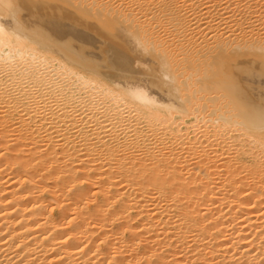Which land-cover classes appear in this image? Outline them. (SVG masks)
<instances>
[{
	"label": "bare ground",
	"instance_id": "obj_1",
	"mask_svg": "<svg viewBox=\"0 0 264 264\" xmlns=\"http://www.w3.org/2000/svg\"><path fill=\"white\" fill-rule=\"evenodd\" d=\"M257 3L264 0H0V264H264V130L258 135L259 124L231 107L224 109L231 113L208 116L197 113L195 105L190 108L188 98L179 94L180 88L189 94V88L182 80L185 88L179 87L168 51L156 46L165 36L167 41L179 38L178 43L189 40L195 48L202 34L219 50L205 53L203 47L196 54L206 59L212 50L209 59L216 65L233 61L242 39L244 45L260 44L254 26L264 24V6ZM92 11L100 20L89 17ZM97 25L122 33L120 39L137 54L160 62V69H167L161 70L163 86L136 74L107 82L84 61L85 66L75 61L85 60L86 54L63 42L59 29L94 33ZM234 32L241 36L239 44ZM106 40L103 53L128 59L118 40ZM247 58L252 57H242ZM250 62L254 75L264 79V60ZM141 125L177 140L209 134L222 145L236 135L230 138L249 147L242 153L253 164L235 165L242 149L234 148V161L227 143L228 149H214L220 153L215 159L225 157L217 165L225 167L221 175L215 165L221 161L206 158L210 150L202 146L197 148L208 155L193 153V138H184L192 142H183L190 148L182 152L193 150L187 156L189 151L183 157L178 149L163 154L165 148L148 141L150 131L144 139L157 149H149L144 133L133 139ZM221 150L231 151L232 159Z\"/></svg>",
	"mask_w": 264,
	"mask_h": 264
},
{
	"label": "rangeland",
	"instance_id": "obj_2",
	"mask_svg": "<svg viewBox=\"0 0 264 264\" xmlns=\"http://www.w3.org/2000/svg\"><path fill=\"white\" fill-rule=\"evenodd\" d=\"M259 0H256V2H258ZM262 1V0H261ZM253 3H255V2H253ZM257 4H260V3H257ZM260 5H263L264 6V3L263 4H260ZM260 5H258L257 6V11H258V9L260 8V11H261V7H259ZM262 6V7H263ZM259 7V8H258ZM263 10H264V8H262ZM93 12V11H92ZM92 12H86L85 14L87 15H90ZM259 12V11H258ZM263 13H257V15L259 16V14H260V16L262 17V15L264 14V11H262ZM97 13V11H94L89 17H91V19H94V20H100V17L96 14ZM94 15H95V17H94ZM80 16V15H79ZM82 16V15H81ZM97 16V17H96ZM83 17V16H82ZM263 18H264V16H263ZM102 20V19H101ZM262 21H264V19L263 20H261V23H262ZM99 22V21H98ZM258 22H260V21H258ZM47 24H48V26H51V27H53L54 26V23L53 22H47ZM256 24V23H255ZM63 25H67V23L65 24H63ZM69 25V24H68ZM91 25H92V23H91ZM258 25H259V28L257 27V24H256V26H254V28L256 27V29H258V30H260L259 31V33L258 34H260L261 36H259V38H263V35H262V33H263V31H264V24L262 23V24H260V23H258ZM102 25H100V27L97 25L96 26V29L98 28V30H99V32H83V31H79V33H74V32H71V30L68 28H62V29H59L60 30V33H63L64 34V36H65V40L63 41V42H65V43H67V44H74L75 45V47H77V49L79 48V49H81V50H83L84 51V53L86 54V58H85V60L84 59H82V58H78V60H76V59H74V58H72V59H74L75 61H77V62H79L80 61V63L82 64V65H84V63H85V65H86V67H88V68H90V66H91V69H93V70H95L100 76H102V78H104V79H107L106 81L107 82H109L111 79H117V78H125L127 75H128V78H137V76L139 77V78H143V76L145 77V78H148V77H150V78H148L149 80H151V82H155V84H158V85H161V86H163V84H162V76L161 75H163V73H162V71H164L165 73H166V71H167V69H160V68H162V65L160 66V62H158V64L155 62V61H153V60H148L147 61V59L141 54H137V52L138 53H140L139 51H137V50H133L132 48H131V45L130 44H128L127 42H125L124 40H121V39H123L124 38V36H121V34L122 33H116L115 31H112V30H110V29H107L106 28V26H102ZM103 27H105V29H103ZM261 27H263L262 28V30L260 29ZM253 28V29H254ZM255 29V32L256 31H258V30H256ZM97 30V31H98ZM70 31V32H69ZM81 32V33H80ZM100 32H102V33H100ZM262 32V33H261ZM107 33V34H106ZM111 35H110V34ZM116 33V34H115ZM237 33V32H236ZM71 34V35H70ZM98 34V35H97ZM113 34L115 35V36H113ZM235 36H234V35ZM233 34H231V35H233L234 37H232L233 39H235V37L238 35L239 36V33H237V35L235 34V32L233 33ZM256 34V33H255ZM84 35V36H83ZM87 35V36H86ZM96 35V36H95ZM117 35V36H116ZM201 35V36H200ZM199 35V37H196V40H202L203 42H201V41H198L197 42V46L195 45V48H194V46L191 44V42L188 40V41H186L185 40V42L187 43V44H185V42H184V40H182L183 42H179L178 43V41H181L179 38V40L176 38V40H178V41H176L175 39H172L173 40V42L178 46H182V48L183 47H185V49H186V51H184L185 49L183 48L182 50L180 49V47L178 46V47H176V45L173 43L172 44V40H166V39H168L169 37H165V36H163V37H161V39H162V42H161V39H159L158 40V43H156V46H162V45H164V46H162L163 48H160V49H162L161 50V52H165V50H166V53H167V51H168V53H167V58H170V64H171V67L174 69L173 71L175 72H173L172 71V73H173V75H174V77H176L175 78V80H178V81H180L179 83H181V80L182 81H185V84H184V82L183 83H181L180 84V86L179 87H184L185 88V86L186 87H188L189 88V94H185V93H187L188 91H187V89L186 90H184L183 88H180L181 90H179V94L181 95V93H180V91L184 94H182L183 95V97H185V98H183L182 96H181V100L183 101L184 99L185 100H187V98H188V102L187 101H185V102H187L190 106L192 105L193 107H190V108H195V107H197V108H195L194 110H196V111H198L197 113H200L199 112V110H201V115H207V114H211L212 115V113L213 114H215V112H216V114H218V113H223V112H221L222 110L223 111H229L230 113H231V111H233V113H235V114H237V115H240V116H246V117H248V118H250L251 117V119L253 118L252 117V115H251V113H253V112H259L262 108H264V81H262L261 79H263L262 78V76H255L254 75V71H253V69H254V67L253 66H251L250 64H251V62H250V60L252 61V62H255V61H257V60H264V42L262 43V41H261V39L259 40L260 41V44H263V45H260L259 44V42H258V44H255L254 42V44H255V46L253 45V43H249V42H247V43H249V44H247V43H245V45H247V46H245L244 44H242V42H243V40H244V42L246 41V39H242V41H241V36H239V38L238 39H235V41L236 42H238V44H239V42H240V48H237V51H236V49H234L235 50V55H236V57L233 59V61H230V62H226L225 60L223 61V62H221V63H219L218 65H216V64H212L211 63V61L212 60H210L209 59V57L210 56H212L213 55V52L215 53V50H214V48L216 49H218V44L216 45V44H214L212 41H210V39L207 37V36H205V37H207V38H205V39H202V34H200ZM95 36V37H94ZM105 36V37H104ZM248 37H249V35H247ZM257 36V35H256ZM102 37V38H101ZM109 37H111V39L114 41V39L115 40H118L119 42H117V41H115L117 44H119V45H121L122 46V48L124 49V54H125V57H128V59L126 58V60H121V58H117L116 56H109V55H107V53H103L104 52V49H105V45H106V39L107 38H109ZM82 38V39H81ZM97 38V39H96ZM106 38V39H105ZM121 38V39H120ZM165 38V39H164ZM201 38V39H200ZM258 38V39H259ZM78 39V40H77ZM80 39H81V41H80ZM85 39V40H84ZM164 39V40H163ZM248 39V38H247ZM250 39V38H249ZM248 39V40H249ZM257 39V40H258ZM99 40V41H98ZM175 40V41H174ZM205 40H207V42H208V44H206L204 41ZM239 40V41H238ZM247 40V41H248ZM84 41V42H83ZM104 41V42H103ZM168 42L166 45H165V43L166 42ZM170 41V42H169ZM232 41H234V40H232ZM263 41H264V38H263ZM96 42V43H95ZM225 42V44H229V43H231L230 41L228 42V41H224ZM227 42V43H226ZM235 42V43H236ZM243 42V43H244ZM93 43H95V44H93ZM105 43V44H104ZM124 43H126V45H124ZM161 43H163V44H161ZM171 45H170V44ZM199 43H203L202 45H200V46H198L199 45ZM93 44V45H92ZM101 44V45H100ZM172 46V48H170V46ZM183 44V45H182ZM189 44H191L190 46H189ZM213 44V46H211ZM224 44V43H223ZM129 45V46H128ZM174 45V46H173ZM189 47H188V46ZM221 45H222V43H221ZM234 45H236V44H234ZM233 45V47H231V50H233V48H235V46ZM258 45V46H257ZM95 48H94V47ZM166 46H169V47H166ZM202 46V47H201ZM242 46V47H241ZM246 48H245V47ZM101 47V48H100ZM166 47V48H165ZM175 47H176V49H175ZM187 47V48H186ZM196 47H198V48H196ZM200 47V48H199ZM203 47H205V48H203ZM210 47H212V48H210ZM250 47V48H249ZM256 48V47H258V48H256V49H253V48ZM260 47V48H259ZM262 47H263V51L261 52L260 51V49H262ZM85 48V49H84ZM90 48H92V49H90ZM127 48V49H126ZM165 48V49H164ZM179 48V49H178ZM189 48V49H188ZM192 48V49H191ZM193 48H194V50H193ZM201 48H203V49H207L208 48V50H206L205 51V53L206 52H209L210 51V49H212L213 50V52H212V50H211V54H209V53H207V55L205 54V58L207 59H204L201 55H198V54H196V52L195 51H197V50H199V49H201ZM221 48V47H220ZM243 49V51H242V49ZM249 48V49H248ZM101 49V50H100ZM173 49V51H171ZM188 49V50H187ZM239 49V50H238ZM252 49H253V51H252ZM97 50V51H96ZM129 50V51H128ZM158 50H159V48H158ZM178 50V51H177ZM180 50V51H179ZM192 50V51H191ZM219 50V49H218ZM218 50H216V51H218ZM230 50V49H229ZM230 50V51H231ZM250 50V51H249ZM92 53H91V52ZM182 51V52H181ZM188 51V52H187ZM195 52V54L194 53H192V52ZM90 52V53H89ZM184 52V53H183ZM186 52H187V54H186ZM192 54H191V53ZM259 52V53H258ZM70 53H72L73 55L75 54L74 52H70ZM188 53H189V55L191 54V56H189L188 55ZM240 53V54H239ZM246 53H248V55H246ZM254 53H256V54H254ZM72 54H70V55H72ZM92 56H91V55ZM94 54H96V55H94ZM106 54V55H105ZM170 54V55H169ZM184 54V55H183ZM203 54H204V52H203ZM253 54V55H252ZM187 55H188V57H187ZM194 55V56H193ZM195 55L197 56H199V57H202V59H199L198 60V56L195 58ZM210 55V56H209ZM215 55V54H214ZM241 55V56H240ZM244 55L245 56H250V57H252V58H250V60L247 58V59H242V57H244ZM256 55H258L257 57H256ZM260 55V56H259ZM94 57V58H93ZM111 57V58H110ZM187 57V58H186ZM190 57H192V58H190ZM208 57V58H207ZM238 57H240L239 59H238ZM263 57V58H262ZM145 58V59H144ZM194 58V59H193ZM101 59V60H100ZM106 59V60H105ZM116 59V60H115ZM187 59H188V61H187ZM192 60V61H190V60ZM209 59V60H208ZM88 60L90 61V62H88ZM129 60V61H128ZM138 60L140 61V62H138ZM238 60V61H237ZM240 60V61H239ZM243 60V61H242ZM245 60V61H244ZM247 60H249V61H247ZM83 61H84V63H83ZM113 61H114V63H119V64H117V66H116V64H114L113 63ZM120 61H123V62H120ZM134 61V62H133ZM152 61V62H151ZM185 61V62H184ZM194 61H196V66H195V64H194ZM200 63H199V62ZM206 62V61H208L207 63L209 64V66H206L207 65V63H205V64H203V62ZM93 62H94V64H93ZM106 62V63H105ZM198 62V63H197ZM249 62V63H248ZM99 63H100V65H99ZM105 63V64H104ZM128 63H129V65H128ZM137 65H136V64ZM173 63V64H172ZM147 64V65H146ZM193 64H194V66H193ZM201 64H203V66L201 65ZM211 64V65H210ZM221 64V65H220ZM225 64V65H224ZM84 65V66H85ZM89 65V66H88ZM93 65H95L94 67H93ZM107 65H108V67H107ZM156 65H158L159 67H157ZM193 66V67H191V66ZM198 65V66H197ZM97 66V67H96ZM101 66V67H100ZM126 66V67H125ZM149 66V67H148ZM178 66V67H177ZM190 66V67H189ZM201 66V67H200ZM241 66V67H240ZM244 66V67H243ZM122 67V68H121ZM157 68V70H156V68ZM203 67V68H202ZM209 67V68H208ZM231 67V68H230ZM105 68V69H104ZM108 68V69H107ZM130 68V69H129ZM138 68H139V70H138ZM155 68V69H154ZM224 68V69H223ZM227 69V71H226V69ZM232 68L234 69V70H232ZM250 70H249V69ZM99 69V70H98ZM128 69V70H127ZM137 69V70H136ZM145 69H146V71H145ZM148 69V70H147ZM159 69V70H158ZM182 69V70H181ZM213 69H214V71H213ZM231 69V70H230ZM243 69H244V71H243ZM121 70V71H120ZM126 72H125V71ZM131 70V71H130ZM142 70V71H141ZM160 74H158V73H156V71ZM162 70V71H161ZM166 70V71H165ZM199 70V71H198ZM201 70V71H200ZM203 70V71H202ZM224 70V71H223ZM159 71H161V72H159ZM210 71V72H209ZM237 71V72H236ZM132 72V73H131ZM133 72H135V73H133ZM181 72V73H180ZM186 72V73H185ZM213 72V73H212ZM246 72V73H245ZM102 73H104V75L102 74ZM112 73V74H111ZM128 73V74H127ZM142 73V74H141ZM217 73V74H216ZM245 73V74H244ZM253 73V74H252ZM124 74H125V76H124ZM137 76H136V75ZM177 74V75H176ZM179 74H180V76H179ZM216 74V75H215ZM242 74V75H241ZM115 75V76H114ZM117 75H118V77H117ZM120 75V76H119ZM130 75V76H129ZM186 77H185V76ZM201 75V76H200ZM250 75V76H249ZM105 76V77H104ZM147 76V77H146ZM206 76V77H205ZM215 76H218V77H220V80H218L217 81V79H216V81H215V78L213 79L212 77H215ZM254 76L255 77H258L257 78V80H256V78L254 79ZM112 77V78H111ZM178 77V78H177ZM202 77V82L200 81V78ZM217 77V78H218ZM244 77V78H243ZM127 78V77H126ZM186 78H188V79H186ZM191 78V79H190ZM210 80H209V79ZM110 79V80H109ZM208 79V81H205V80H207ZM222 79H224V80H222ZM161 80V81H160ZM192 80L194 81V83H192ZM204 80V81H203ZM246 80V81H245ZM264 80V79H263ZM188 81V83H192L191 85L190 84H188V83H186ZM242 81V82H241ZM260 81H262V82H260ZM161 82V83H160ZM214 82L216 83V85L214 84ZM220 82V83H219ZM177 83V82H176ZM179 83H177L176 85H179ZM199 83V84H198ZM208 83H210V84H208ZM187 84H188V86H187ZM195 86H194V85ZM243 84V85H242ZM256 84V85H255ZM262 85V86H260V85ZM183 85H185V86H183ZM190 85V86H189ZM206 85H207V87H206ZM213 85V86H212ZM254 85H255V88H254ZM239 86V87H238ZM170 87V86H169ZM191 87V88H190ZM192 87H193V89H192ZM195 87V88H194ZM258 87V88H257ZM260 87V88H259ZM200 89V90H199ZM255 89V90H254ZM259 89H260V91H259ZM263 89V90H262ZM184 90V91H183ZM214 90V91H213ZM256 90H257V92H256ZM211 92V93H210ZM214 92V93H213ZM218 92V93H217ZM260 92V93H259ZM263 92V95L262 96H260V94ZM193 93V94H192ZM220 93V94H219ZM222 93V94H221ZM228 93V94H227ZM255 93H257L256 94V96H255ZM205 94V95H204ZM253 94V95H252ZM180 95H179V97H180ZM230 95V96H229ZM245 95V96H244ZM190 96V97H189ZM192 97V98H191ZM195 97V98H194ZM211 97V98H210ZM214 97V98H213ZM227 97V98H226ZM257 97H258V99H257ZM260 97H261V99H260ZM194 98V99H193ZM212 98H213V100H212ZM206 100V101H205ZM215 100V101H214ZM246 100V101H245ZM259 100V101H258ZM262 100V101H261ZM49 101V100H48ZM191 101V104L189 103ZM218 101V102H217ZM184 102V103H185ZM206 102V103H205ZM224 102V103H223ZM229 102H231V103H229ZM210 103V104H209ZM230 104V105H229ZM231 104H234L233 106L231 105ZM194 105H195V107H194ZM199 105V106H198ZM203 105H204V109H203ZM208 105V106H207ZM224 105V106H223ZM213 106V107H212ZM208 107V108H207ZM221 107V108H220ZM229 108V107H231V108H236L237 107V109H231L230 108V110L229 109H227V110H224V109H226V108ZM259 107H260V109H259ZM218 108V109H217ZM208 109V110H207ZM214 109H217V110H214ZM219 109H220V111H219ZM256 109H258L257 111H256ZM203 110V111H202ZM214 110V111H213ZM237 110H239V111H237ZM205 111V112H204ZM211 111V112H210ZM234 111H237V112H234ZM242 111H244V112H242ZM218 112V113H217ZM205 113V114H204ZM232 113V114H233ZM245 113H246V115H245ZM244 114V115H243ZM208 116V115H207ZM253 120V119H252ZM143 127V128H142ZM145 126L144 125H141V128H140V126L137 128V130H141V131H136V132H134L135 133V135L136 136H134V138H133V136H131V135H134V134H129L130 136L129 137H127V139L129 140V139H136V137L138 136V135H142L141 133H144V135L145 134H147L146 132H149L150 130H148V129H145L144 128ZM133 129H135V128H133ZM143 129H144V131H143ZM263 130L264 129H259V130H257V133L259 132L260 133V131H262L263 132ZM129 131H132L133 132V130H129ZM138 132V133H137ZM153 132V131H152ZM151 131L149 132L150 133V135L152 134H155V135H157L156 136V138L154 137L155 135H151V137H152V139L155 141L154 142V144H153V140L151 139V138H149L150 137V135H149V133L147 134V137H148V135H149V137L147 138L146 137V135L144 136V135H142L143 137V140H145L146 138L147 139H150V140H148L150 143H151V141H152V145L149 143V142H147L146 140L144 141L145 143H146V145L147 146H155V145H157V148H160V147H163V148H160V149H164L165 148V150H163L164 152H163V154L165 153V154H167V153H169L170 152V149H174V150H176V151H178V150H181V155L183 156V157H185V156H187L188 155V153L190 154V153H192L193 152V150H191V149H189V150H191L192 152H190L189 150H185V151H189V152H187L186 153V155L184 156V152H182V150H184V149H186V146L188 147V148H192V149H194V150H196V152H193V153H200L201 151L203 152V150H201V151H199L200 149H198L197 147H201L202 148V146H203V148H205L206 150H204V151H206V152H208L209 150H210V152H208V153H210L209 154V156H206V158H207V160L210 162L211 160H209V159H211L212 157L214 158V157H216L217 155L216 154H218V152L217 151H214V149L216 148L219 152H220V149L221 148H224L223 146H226V144L228 143V146H229V149L232 151H227V150H225V151H227V153H229V154H226V152L223 150H221L223 153H225L226 155V157L228 156L229 157V155H230V152L232 153V154H235V153H238V152H236V151H238L239 149H242V150H240L239 152H240V155L238 154V156H239V158H238V156H237V154H235V156H237V157H235L234 156V161H236L235 160V158L237 159V161H236V163L235 162H233L235 165H238V163H239V165L241 164L242 165V167L244 166V165H246V166H249V164L250 163H248V162H251V158L252 157H250V155L248 154V155H245V157L246 156H249L248 158H250V159H248L247 157L245 158L244 156H243V151H245V150H247L248 151V148L249 147H247L246 149H244L243 147H245V146H242L241 145V143H242V141L240 142V144H239V141L241 140H239V141H234L235 140V136H232L231 134H230V136H229V138L231 137V138H233V137H235V138H233L234 140H232L231 138V141H229L228 142V139L223 143L224 145H222L220 142L222 141L221 139L220 140H218L217 139V141L219 142V144H221V146H214L215 144L217 145V143L218 142H216V138H212L213 140H211L210 138H211V136L208 134H204L203 133V135H202V133L201 134H197L196 135V138H194L195 137V135L194 136H192V135H190V137H188L187 139L185 138V137H183V138H179V140H177L176 138V136L174 137V136H169L168 134H163V133H159L158 131H156V132H153L152 133ZM261 132V133H262ZM259 133H258V135H259ZM138 134V135H137ZM263 135H264V133H263ZM162 136V137H161ZM166 136V137H165ZM168 136V137H167ZM205 136V137H204ZM208 136H210V137H208ZM132 137V138H131ZM171 137H174V139L173 138H171ZM208 137V138H207ZM145 138V139H144ZM189 140V141H192L193 140V144L194 145H192V142H187L186 140ZM193 138V139H192ZM199 140H198V139ZM125 139V138H124ZM181 139H184V140H181ZM190 139H192V140H190ZM195 139V140H194ZM207 139H208V142H206L207 141ZM229 139V140H230ZM142 140V141H143ZM164 140V141H163ZM181 140V141H180ZM224 140V139H223ZM237 140V139H236ZM123 141H125V140H123ZM160 141V142H159ZM180 141V142H179ZM185 141V142H184ZM198 141V142H197ZM212 141H213V143H214V145H213V143H212ZM245 141V140H244ZM243 141V142H244ZM186 143L187 142V144H190V145H192V146H188L187 144H186V146L184 145V143ZM195 142L198 144H195ZM209 142L211 143V144H209ZM223 142V141H222ZM231 142V143H230ZM129 143V142H128ZM145 143H143L144 144V148L145 149H147V146L145 145ZM158 143V144H157ZM176 143H178V144H176ZM181 143V144H180ZM182 143H183V145H184V147H183V145H182ZM201 143V144H200ZM160 144V145H159ZM173 144V145H172ZM175 144V145H174ZM244 144H245V142H244ZM160 147H159V146ZM165 145V146H164ZM197 145V146H196ZM201 145V146H200ZM205 145V146H204ZM208 145V146H207ZM210 145H212V146H210ZM233 145V146H232ZM239 145V146H238ZM151 146H150V148L149 149H152L151 148ZM194 146H196V147H194ZM228 146H226L225 148H227L228 149ZM232 146V147H231ZM240 146H242V148L240 147ZM156 147V146H155ZM153 148V149H157V148ZM175 147H177V148H175ZM179 147H181V148H179ZM209 147V148H208ZM218 147V148H217ZM238 147V148H237ZM183 148V149H182ZM196 148V149H195ZM237 149L235 152H234V150L235 149ZM142 149V150H141ZM169 149V150H168ZM178 149V150H177ZM198 149V150H197ZM244 149V150H243ZM139 150H141V151H146V150H144L143 148H141L140 147V149ZM173 150V151H174ZM211 150H212V152H211ZM250 150V149H249ZM165 151H168L167 153L165 152ZM172 151V150H171ZM176 151H174L175 153H176ZM197 151H199V152H197ZM180 152V151H179ZM178 152V153H179ZM201 152V153H202ZM214 152H216V154L214 153ZM234 152V153H233ZM243 152V153H242ZM177 153V154H178ZM204 153V152H203ZM223 153H221V155L223 154ZM205 155L207 154V153H204ZM179 155H180V153H179ZM208 155V154H207ZM210 155H212V157H210ZM215 155V156H214ZM219 155H220V153H219ZM218 155V156H219ZM165 156V155H164ZM217 156V157H218ZM231 157H229L230 159H232V157H233V155H230ZM241 156V157H240ZM208 157H210L209 159H208ZM221 157V156H220ZM219 157V158H220ZM242 157H244V158H242ZM219 158H217V159H215L216 161L219 159ZM228 158V159H229ZM244 159L245 161H241V163L239 162L240 161V159ZM182 159H184V158H182ZM192 159V158H191ZM214 159H212L213 160V162L215 163L216 161L214 160ZM220 159H225V157H222V158H220ZM219 159V160H220ZM227 158H226V160L227 161H229V162H232V161H230V160H228ZM241 159V160H242ZM248 159V161H246ZM218 160V161H219ZM226 160H224V162L226 161ZM183 161V160H182ZM217 161V162H218ZM221 161V160H220ZM227 161L224 163V164H227ZM228 162V163H229ZM246 162V164H244ZM210 163H212V162H210ZM213 163V164H214ZM221 163H223V161H221L220 163L218 162V164H215L216 165V167H217V165H220ZM231 164V163H229L230 165H234V164ZM244 164V165H243ZM248 164V165H247ZM252 164H253V162H251V165L250 166H252ZM221 165H223V164H221ZM234 165V166H235ZM239 165H238V167H239ZM240 165V166H241ZM189 167V170L191 169V166H192V162H191V166H190V162H189V165H188ZM250 166H249V168H250ZM194 166H192V168H193ZM220 167V166H219ZM237 167V166H236ZM187 168V167H186ZM221 168H224L225 169V167L223 166V167H221ZM221 168H219L218 169V167H217V169H218V171L219 172H221V173H219V174H221L222 175V173L224 172V171H221ZM247 168V167H246ZM185 169V168H184ZM223 170V169H222ZM242 170V168H239V172ZM245 170V167H244V169L242 170V171H244ZM241 171V172H242ZM246 171V170H245ZM248 171V170H247ZM246 171V172H247ZM240 172V173H241ZM244 173V172H242L243 174H246V175H248L249 173ZM241 173V174H242ZM224 174V173H223ZM246 175H241L242 177L243 176H246Z\"/></svg>",
	"mask_w": 264,
	"mask_h": 264
},
{
	"label": "snow or ice",
	"instance_id": "obj_3",
	"mask_svg": "<svg viewBox=\"0 0 264 264\" xmlns=\"http://www.w3.org/2000/svg\"><path fill=\"white\" fill-rule=\"evenodd\" d=\"M254 122H257L259 126L264 129V108H262L258 113H251Z\"/></svg>",
	"mask_w": 264,
	"mask_h": 264
}]
</instances>
